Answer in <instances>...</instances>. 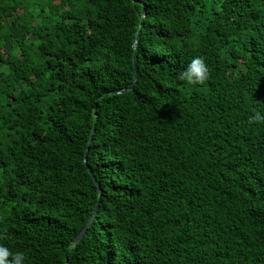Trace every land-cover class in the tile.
Returning a JSON list of instances; mask_svg holds the SVG:
<instances>
[{
	"label": "trees",
	"instance_id": "1",
	"mask_svg": "<svg viewBox=\"0 0 264 264\" xmlns=\"http://www.w3.org/2000/svg\"><path fill=\"white\" fill-rule=\"evenodd\" d=\"M256 112L264 0H0V243L26 264H264Z\"/></svg>",
	"mask_w": 264,
	"mask_h": 264
},
{
	"label": "clouds",
	"instance_id": "2",
	"mask_svg": "<svg viewBox=\"0 0 264 264\" xmlns=\"http://www.w3.org/2000/svg\"><path fill=\"white\" fill-rule=\"evenodd\" d=\"M180 81L188 85H203L209 78V68L202 56L192 57L187 65L178 72ZM250 119L264 123V113L256 112ZM6 237L0 236V239ZM27 254L17 250L13 252L10 248L0 243V264H26Z\"/></svg>",
	"mask_w": 264,
	"mask_h": 264
},
{
	"label": "water",
	"instance_id": "3",
	"mask_svg": "<svg viewBox=\"0 0 264 264\" xmlns=\"http://www.w3.org/2000/svg\"><path fill=\"white\" fill-rule=\"evenodd\" d=\"M136 80H137V78H135L134 83L136 82ZM133 88H134V84H133L129 89H127L126 91H127V92H128V91H131ZM115 93L120 94L121 92H115ZM96 110H97V107H95V111H96ZM93 135H94V133H93ZM93 135H92V137H91V139H90V143L92 142ZM88 151H89V146L87 147V149H86V153H85V163H87V155H88ZM89 171H90V173H91V175H92L94 181L96 182V178H95V176H93L91 170H89ZM99 191H100V194H101L102 191H101L100 188H99ZM100 199H101V195H100ZM96 214H97V209L95 210L94 214L92 215V217H91V221L95 218ZM91 221H90V222H91ZM85 231H86V228H85V229L81 232V234L75 239L74 243L78 242V241L82 238V236L84 235ZM68 264H69V263H68Z\"/></svg>",
	"mask_w": 264,
	"mask_h": 264
}]
</instances>
